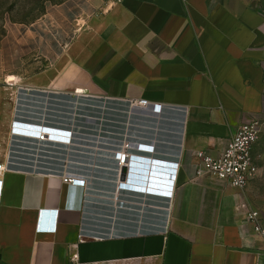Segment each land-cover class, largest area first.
I'll use <instances>...</instances> for the list:
<instances>
[{"label": "crops", "instance_id": "0c3cea01", "mask_svg": "<svg viewBox=\"0 0 264 264\" xmlns=\"http://www.w3.org/2000/svg\"><path fill=\"white\" fill-rule=\"evenodd\" d=\"M0 70L26 92L24 109L37 111L11 130L3 165L22 170L0 177V264H264V239L246 218L254 210L251 186L197 177L199 152L219 158L242 125L264 120V7L245 0H67L8 29ZM79 96L114 108L80 112L92 106ZM140 101L164 107L162 130L132 125L131 103ZM84 133L95 142L74 139L91 138ZM14 138L37 142L13 141L29 146L13 147L25 152L54 145L99 151L104 155L88 159L104 166L81 169L67 155L58 161L91 176L86 194L44 174L60 175L61 166L11 152ZM123 141L131 156L138 144H155V157L170 165L163 176L175 174L137 208L119 206L129 199L119 192L116 203L109 198L116 193L114 150L101 146ZM129 169L120 183L130 184Z\"/></svg>", "mask_w": 264, "mask_h": 264}, {"label": "built area", "instance_id": "2783aa9c", "mask_svg": "<svg viewBox=\"0 0 264 264\" xmlns=\"http://www.w3.org/2000/svg\"><path fill=\"white\" fill-rule=\"evenodd\" d=\"M109 3H116V4H123L126 0H105ZM135 107H142L146 108L148 102L140 101L136 103H131ZM264 128V120H254L248 124L242 125L233 138L230 140L227 148L223 152V154L219 158H212L203 152H199L197 154L198 158V166H197V177L202 178L206 175L214 176L219 180L224 181L227 185L234 188L245 189L248 187L250 182L254 180L258 175V167L255 165L253 160V148L255 144L261 137L262 131ZM93 129V128H91ZM44 133V132H43ZM45 134H48L45 132ZM91 135V138L94 137L93 133H84ZM41 137V136H40ZM43 138V137H41ZM52 140V139H51ZM89 141L91 140H83ZM95 141H92L94 143ZM105 143V142H104ZM91 145V144H90ZM129 146H133L132 143ZM105 147L111 148L114 152L111 155L112 161L115 163L114 169L112 170V180L111 184L116 186L115 190L116 193L113 195V199L116 200L118 198V193H123L126 191V187L130 186L133 187V182H138L135 180L139 175V171H141L140 166L142 164L137 161L139 156L133 155L131 156L130 149L127 150L126 142H118L112 145H107ZM66 163V161H65ZM59 164L58 166L62 167L61 170L62 174H53V173H44L40 171H30L32 173H44L51 177H58L62 180L65 184L70 186L82 187L85 189L86 194L90 193V183H91V176L89 174L83 172H76L75 170H65L66 164ZM16 165V164H15ZM129 169V180L128 183H120L121 177L124 173V167H128ZM138 165L139 167H136ZM22 169L19 167L13 166H4L0 164V177L6 172H13V171H21ZM51 170L56 171V168ZM25 171V170H23ZM136 172L138 174H136ZM82 175V176H80ZM175 178V175H171ZM3 182L0 180V198H1V191H2ZM119 189V191H118ZM88 196V195H87ZM86 196V200L89 198ZM111 196V195H110ZM247 221L253 225L254 232L256 236L259 238L264 239V214L259 210H250L246 216Z\"/></svg>", "mask_w": 264, "mask_h": 264}, {"label": "water", "instance_id": "95a60500", "mask_svg": "<svg viewBox=\"0 0 264 264\" xmlns=\"http://www.w3.org/2000/svg\"><path fill=\"white\" fill-rule=\"evenodd\" d=\"M23 93L25 94L26 92L23 91ZM30 98V97H29ZM81 100V101H80ZM77 102H81L83 103L82 106L84 105H89L92 106L91 108H81L79 107L80 112H85V111H93L95 109V107L97 109H101L103 108L104 110L108 109H112L114 108V106L110 103L107 107L106 103H103V101L101 100H96V99H92V98H88V97H84V96H79L77 97ZM31 105L32 104H27L28 109H26L25 111L28 113V115L25 116L26 119L31 120L33 118V116L31 115V113L35 114V112L37 111H31ZM124 106L126 104H123ZM35 107V106H34ZM106 108V109H105ZM116 108V106H115ZM132 112L135 114L133 116L134 122H132V125H141L143 127L142 131L146 132V133H151L153 134L156 129L157 130H162V126L161 125V118H162V114L165 113L164 107L161 105H151L148 104L146 108H138V107H134L131 108ZM39 113V112H38ZM83 115H87L85 113H80ZM165 116H163L164 118ZM155 118H160L159 120L155 119ZM136 120L141 121L142 123H137ZM20 122L21 120H16L14 122V126L16 125L15 123ZM25 124H32L34 125L33 122L30 121H24ZM52 124H55L54 120H51ZM47 128L49 126H46ZM52 128L56 129L57 127L55 126H51ZM135 129L134 127L131 128ZM159 134V131H158ZM23 135H27V136H35V135H30V134H23ZM40 137V136H38ZM61 137V136H60ZM71 137H74L73 134L71 135ZM80 139L81 141L83 140H91V141H95V138H84V137H74V139ZM52 140H56L57 142H64L63 139H58V138H51ZM73 139V138H72ZM14 141H22V142H30V144H32L33 140H29V139H23V138H14ZM14 142L15 146H18V148L23 149L26 148L28 149L29 146H26L24 144H17ZM37 143V142H35ZM75 144H77L80 147H88V146H92L95 147L94 145H90L87 143H76L74 141ZM45 147H48L49 143H42ZM54 147H57L56 150L53 149H47V150H43L41 147L37 148V153H32V152H25L23 150H15L17 151L19 154H22L21 156H19V158H23L26 159L28 162H34L36 159H34L32 156H34V154L36 155H40L43 159H40V162L45 163V164H54V165H59L60 160L63 159L64 155L67 156H71L72 159L71 161L74 163H79L81 166V169H84L85 167L89 166V165H95L97 167H103V163L102 161H100L99 158V162L97 163L94 162V164H91L89 161V156L93 153L98 154L99 151H91V150H85V149H80V148H75L72 149V153L65 152L66 148L62 147L60 145H54ZM97 147V146H96ZM53 148V147H52ZM106 147L101 146V149H105ZM137 152L136 154L139 156V159L137 161H139L142 166H140L141 171H139L140 177H138L137 179L138 182H133L132 184L133 187L127 186L126 187V191L123 193L124 197L128 196L129 199L126 203L121 204L119 206L122 207H140L141 204H145V200L147 199L149 194H158L157 190H161L162 188L160 187V185L165 184L163 182V178L166 179L168 178V183L173 184L174 181V177L171 175H175L174 173L169 175L168 177L163 176V173H165L166 171L163 169V167L166 166H170L169 163H167L166 160H162V159H157L155 157V152H156V146L155 144H149L146 142L140 143L137 145ZM43 154H42V153ZM25 153H28V156H23L25 155ZM99 155H104V153L99 152ZM52 160V161H51ZM56 160V161H54ZM25 165H29V166H34V164L32 163H24ZM43 168H47V166H41ZM73 167V166H72ZM136 167H139L138 165H136ZM49 169H53L50 168ZM126 171V169H125ZM109 198L113 199V195L109 196ZM120 198V197H119ZM111 202V201H110ZM102 203V202H101ZM112 203V202H111ZM111 203H106L104 202V204H109L111 205Z\"/></svg>", "mask_w": 264, "mask_h": 264}, {"label": "rangeland", "instance_id": "374dc122", "mask_svg": "<svg viewBox=\"0 0 264 264\" xmlns=\"http://www.w3.org/2000/svg\"><path fill=\"white\" fill-rule=\"evenodd\" d=\"M65 1L67 0H0V42L10 27L16 24H30L39 19L48 7ZM245 1L264 7V0ZM0 72L2 71L0 70ZM5 74H7V70H5ZM20 95L23 96L20 97ZM24 98L25 94L22 91L10 84L6 77H0V164L6 162L11 130L15 120L25 117L23 114L20 115V112L25 113ZM13 141H11V152L15 151ZM252 155L259 170L257 177L249 184L252 190V207L264 214V128L260 139L253 148Z\"/></svg>", "mask_w": 264, "mask_h": 264}]
</instances>
